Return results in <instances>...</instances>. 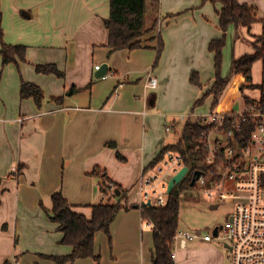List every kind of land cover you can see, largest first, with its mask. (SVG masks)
<instances>
[{"label":"crops","instance_id":"obj_1","mask_svg":"<svg viewBox=\"0 0 264 264\" xmlns=\"http://www.w3.org/2000/svg\"><path fill=\"white\" fill-rule=\"evenodd\" d=\"M238 1L257 7L260 21L227 31L222 75L229 83L223 94L233 82L236 89L225 113H243L245 98L261 97L259 89L241 90L232 65L256 52L264 30V0ZM110 2L0 0L4 41L26 47L24 61L17 57L4 65L0 55V264H57L51 257L70 255L72 247L61 243L59 225L47 212L53 208L52 194L61 191L91 217L87 206L105 200L100 177L91 175L100 167L129 192V205L138 206L141 176L153 168L165 146L179 141L169 135L185 123L180 126L178 116L193 111L206 117V107L194 105L215 81L209 44L224 35L221 5L159 0L164 18L158 20L155 35L164 49L154 67L157 41L135 51L111 52L104 23ZM148 3L151 17L155 7ZM152 25L153 20L149 28ZM258 62L252 69L255 84L264 78L263 63ZM103 64L109 66L108 75L98 79L96 66ZM39 65H55L64 77L38 73ZM193 73L199 75L201 87L191 83ZM150 77L158 80L154 90L147 88ZM23 83L42 88L46 100L41 106L33 98H22ZM59 97L64 98L62 104L52 100ZM170 125L174 129L167 132ZM153 230L140 208L123 210L112 224L111 243L105 233L96 234L95 252L108 264H152ZM87 259L64 264H87Z\"/></svg>","mask_w":264,"mask_h":264},{"label":"trees","instance_id":"obj_2","mask_svg":"<svg viewBox=\"0 0 264 264\" xmlns=\"http://www.w3.org/2000/svg\"><path fill=\"white\" fill-rule=\"evenodd\" d=\"M151 1L156 8L159 0H111L110 16L104 21L109 31V48L111 52L120 50L135 51L137 49L151 47L152 43H158V57L154 67L157 66L164 49L161 37L155 35L158 19H155L150 28L145 26L147 3ZM220 4L218 11L219 27L224 32L221 39L212 40L209 50L215 55V81L206 94L196 102L194 109L204 104L205 100L213 96L214 107L218 103L220 96L225 91L229 78L222 75L223 50L226 46L227 31L230 26H245L251 28L259 22L258 9L249 4H241L238 0H202V4ZM264 26V21H262ZM147 36V37H146ZM0 55L3 56V64L15 63L17 57L26 60V47L8 45L4 41V31L2 27V13L0 11ZM256 52L246 55L236 60L232 65V74L237 77L241 90L259 89L261 91V103L264 104V78L261 84L253 81L252 69L256 62L262 61L264 66V30L257 39ZM38 73L55 74L59 78L64 77V73L59 71L55 65H39L36 67ZM191 83L201 87L199 75H191ZM23 99L33 98L38 106L46 100V95L41 87L34 83H23L21 88ZM247 106L257 103L252 98H245ZM53 101L62 104L64 98H52ZM193 112V111H192ZM243 123V134L248 142L253 130L252 119L249 116L236 118ZM175 123V126H178ZM215 128L214 125H207L204 119L196 122L191 120L185 122L181 128V136L177 143L167 145L162 152L152 162L150 167H155L161 162L167 152L180 154L183 157L184 165L189 168L187 176L174 188L169 195L165 206H144L141 208V216L144 222L153 225V263L152 264H176L175 248L178 245L176 236L180 231V210L182 203L186 200H197L196 197L183 198V192L195 187L192 181L196 172H207L210 167L206 163L209 154L204 135ZM240 141L243 139L240 136ZM118 159L123 157L117 153ZM91 175L100 177L99 189L101 194L108 198L107 202H100L88 205L91 209V217L86 216L78 209L81 206L71 204L61 191L52 194L53 208L47 210L52 216V220L59 225V231L63 234L62 244L72 247V253L65 257H51L57 264L74 263L78 259L92 258L97 264H101V256L95 252V237L99 232L105 233L110 243L112 242L111 227L121 211H129L135 205H129V192L113 181L106 170L97 167ZM114 188V191L112 190ZM120 194L117 195L116 191ZM115 202H114V201Z\"/></svg>","mask_w":264,"mask_h":264},{"label":"built area","instance_id":"obj_3","mask_svg":"<svg viewBox=\"0 0 264 264\" xmlns=\"http://www.w3.org/2000/svg\"><path fill=\"white\" fill-rule=\"evenodd\" d=\"M100 69L97 65L96 70ZM157 85L158 80L150 77L147 88L154 90ZM254 100L257 103L246 106L243 113H212L210 120L204 118L207 125L215 126L204 135L210 169L201 173L194 184L204 190L212 205L219 206L225 200L238 202L235 213L224 226L218 227L216 236L224 241L232 264H264V104L261 97ZM246 115L253 122L248 142L241 130L243 123L236 119ZM189 120L200 122L203 118L193 112L179 116V121ZM173 129L174 126H167V132ZM159 164L141 176L137 186L139 208L148 203L165 206L169 199L168 176L171 178L186 167L183 157L173 152H167ZM196 238L188 231H179L176 241L186 246ZM202 239L210 242L214 238L206 235ZM15 263L16 260L11 264Z\"/></svg>","mask_w":264,"mask_h":264},{"label":"rangeland","instance_id":"obj_4","mask_svg":"<svg viewBox=\"0 0 264 264\" xmlns=\"http://www.w3.org/2000/svg\"><path fill=\"white\" fill-rule=\"evenodd\" d=\"M148 4L149 3H147V5ZM149 10L150 9L146 10V28H149V26L152 24V20L154 22L155 19L162 20V17L164 18V16L160 18V14H162L160 13L162 11L161 4L158 8L156 7L155 9H151L152 11H155L153 13V16L151 17L149 16ZM259 65H261V62H258L256 67H259ZM235 85V82L231 83L230 90L228 89L223 94V96H220L222 98H220L219 100V107L217 105V107H214V98H212V96L208 97L206 99L207 101L201 105L205 106V110H207L206 112L202 113V115H206L205 118H208L209 115L212 113L220 114L225 113V111H228V109L226 108L232 102V97L234 93L231 92V90L236 87ZM228 91L230 92L228 96H226ZM249 94L252 95L251 93ZM182 114H189V112H185ZM210 118L211 117H209L208 119L210 120ZM178 122L180 126H182L183 121L178 120ZM179 128H177V133H169L170 137H173L175 140L180 139L179 137L181 136V131ZM160 165L161 164H159L158 166ZM167 180H170V176H168ZM191 196L196 197L197 200H185L182 203L180 210V231H188L192 235H196L197 238L193 241H189L186 247L180 244L176 246V264H232L230 254L227 248L225 247L224 241L214 236L213 233L215 228L224 226L229 221L230 216L233 215L236 211L238 202L235 200H225L224 202L220 203L218 208L213 209V205L206 197L203 189L194 187L183 192L184 199ZM104 199L105 200L103 202H107L108 198L104 197ZM206 235H211L214 239L210 242L204 241L202 237ZM98 255H100V253H98ZM87 264L97 263L94 259L88 258ZM101 264H108V261L106 260L103 262L102 258Z\"/></svg>","mask_w":264,"mask_h":264},{"label":"water","instance_id":"obj_5","mask_svg":"<svg viewBox=\"0 0 264 264\" xmlns=\"http://www.w3.org/2000/svg\"><path fill=\"white\" fill-rule=\"evenodd\" d=\"M108 71H109V66H108V64H103V65L101 66V69L98 70V71L95 73V77L98 78V79L104 78V77L108 74ZM188 172H189V168H188L187 166H186V167H183V168L181 169L180 172H178L176 175H174V176L170 179V181H169V183H168V188H167V192H168L169 195L172 193V191L174 190V188H175V187H176V186H177V185L183 180V178L185 177V175H186ZM200 175H201V172H196V173H195V177H194V179H193V181H192V186H194L196 179H197ZM116 192H117V195L120 194V192H119L118 190H117ZM147 206H151V203H148ZM135 207H136V208H139V206H135ZM212 208H213V209H216V208H218V206H217V205H213ZM52 216H53V215H52ZM231 220H232V218H231ZM213 234H214V236H217V234H218V227L215 228ZM225 247H226V246H225ZM226 248H227V247H226Z\"/></svg>","mask_w":264,"mask_h":264}]
</instances>
